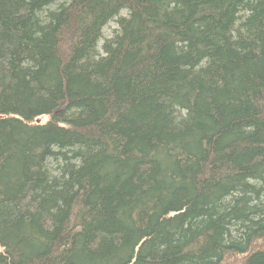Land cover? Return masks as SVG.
<instances>
[{"label": "trees", "instance_id": "trees-1", "mask_svg": "<svg viewBox=\"0 0 264 264\" xmlns=\"http://www.w3.org/2000/svg\"><path fill=\"white\" fill-rule=\"evenodd\" d=\"M0 264H264V0H0Z\"/></svg>", "mask_w": 264, "mask_h": 264}, {"label": "rangeland", "instance_id": "rangeland-1", "mask_svg": "<svg viewBox=\"0 0 264 264\" xmlns=\"http://www.w3.org/2000/svg\"><path fill=\"white\" fill-rule=\"evenodd\" d=\"M41 120H42V121H45V120H46V117H45V116H44V117H42V118H41Z\"/></svg>", "mask_w": 264, "mask_h": 264}]
</instances>
